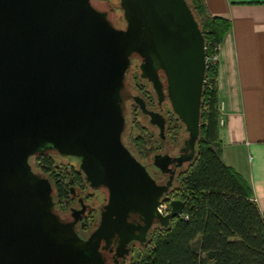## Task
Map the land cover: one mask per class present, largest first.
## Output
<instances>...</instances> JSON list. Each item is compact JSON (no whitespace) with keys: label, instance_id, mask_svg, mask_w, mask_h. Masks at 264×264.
Masks as SVG:
<instances>
[{"label":"water","instance_id":"obj_1","mask_svg":"<svg viewBox=\"0 0 264 264\" xmlns=\"http://www.w3.org/2000/svg\"><path fill=\"white\" fill-rule=\"evenodd\" d=\"M117 27L91 0H0V264H109L101 250L114 236L117 254L137 237L131 213L163 226L184 210L158 211L159 185L123 141V89L131 56L168 76L173 108L189 132L194 159L206 77V39L187 0H120ZM161 94V83L154 80ZM153 122L162 123L135 98ZM163 128V124H161ZM75 156L87 181L109 191L88 238L55 211L54 188L32 156ZM156 164L160 165L156 157ZM121 250V251H120Z\"/></svg>","mask_w":264,"mask_h":264},{"label":"trees","instance_id":"obj_2","mask_svg":"<svg viewBox=\"0 0 264 264\" xmlns=\"http://www.w3.org/2000/svg\"><path fill=\"white\" fill-rule=\"evenodd\" d=\"M187 2L207 45H220L231 27L229 20L211 14L205 0ZM207 75L213 81L211 88L203 89L196 155L181 176L176 194L185 202L188 218L177 216L156 229L129 264H264V212L251 184L222 158L218 68H209ZM136 146L146 152V138L137 137ZM47 152L31 159L36 158V170L52 182L54 200L65 205L68 167L59 166Z\"/></svg>","mask_w":264,"mask_h":264},{"label":"flooded vegetation","instance_id":"obj_3","mask_svg":"<svg viewBox=\"0 0 264 264\" xmlns=\"http://www.w3.org/2000/svg\"><path fill=\"white\" fill-rule=\"evenodd\" d=\"M116 26L124 28L118 25ZM143 63H145V58L140 54L134 53L131 56V66L126 75L123 92L128 87V75L132 67L135 66L136 73L135 76H133V88L135 93L132 94V98L135 102L133 125L135 127L140 126L139 116L145 117L148 125L146 128L143 127L142 129L146 138V152L141 153L134 145L125 143L124 134L126 129L123 134V141L137 159L146 166L155 181L159 185L168 186V190L160 197V202L169 201L171 212L172 201L181 199L179 196H176V194L179 193L177 189H179L180 178L185 174L193 160H187L186 158L192 153L191 150H185L189 132L185 123L173 108L168 76L165 69L155 63L143 69ZM154 80H158L161 83V94L155 88ZM136 97L142 98L146 104L147 110L157 114V118L160 119L162 123L153 122V117L141 109L140 105L135 100ZM161 124H163V128ZM50 152L58 153L65 158H75L79 161V167H75L76 170L71 171L70 180L68 181L70 189L65 199L66 204H62L58 199L55 204V211L60 215L63 221L75 222L76 230L86 239L100 224L101 214L108 202L109 191L105 187L94 188L89 184L85 173L80 168V160L77 157L64 156L55 150H51ZM156 157L162 167L156 164ZM90 200H92L93 203L90 202ZM60 204L62 206L61 209L59 207ZM67 208L70 209V214L64 212L68 210ZM128 222L135 229H129L127 233H133L137 238L131 240L122 250L124 253L123 256L117 254L121 244V238L118 235L113 237L112 242L106 248H104L106 242H101V250L109 264H129L131 257L134 256L136 251L139 252L142 248L147 246L153 232L163 226V224L158 221L148 223L136 213H131L129 215Z\"/></svg>","mask_w":264,"mask_h":264},{"label":"crops","instance_id":"obj_4","mask_svg":"<svg viewBox=\"0 0 264 264\" xmlns=\"http://www.w3.org/2000/svg\"><path fill=\"white\" fill-rule=\"evenodd\" d=\"M205 1L231 24L219 45L222 158L251 184L264 212V0Z\"/></svg>","mask_w":264,"mask_h":264},{"label":"rangeland","instance_id":"obj_5","mask_svg":"<svg viewBox=\"0 0 264 264\" xmlns=\"http://www.w3.org/2000/svg\"><path fill=\"white\" fill-rule=\"evenodd\" d=\"M91 1L95 5V7H97L99 10L107 12L109 18L112 20V22L115 25H118L121 27H126L127 23H126V20L124 17V11L120 5V0H91ZM135 73H136V68L134 66V67H132V69L128 75V80H127V86L128 87L123 92V98L125 99L124 100L125 115H126V119H127V126H126V132L124 134V141L128 145L132 144V145H134V147H137L136 146V138L137 137H142V138L145 137V133L143 132L142 128L143 127L146 128L148 124H147L144 116H139L140 126L135 127L133 125V117H134V112H135V102L132 98V94L135 93V90L133 88V85H134V81H133L134 77L133 76H135ZM47 153L50 154L55 159V161L57 162V164L59 166L68 167V172L70 173V175H69V180H70L71 171L73 170L72 167L74 166V168L75 167L78 168L79 167V161L75 158L62 157L58 153H55V152L48 151ZM35 160H36L35 157L32 158L31 164L35 167L34 171L38 173V171L36 170V166H35V163H36ZM55 193H56V191H55ZM90 202H92V200H90ZM59 207L61 209V207H62L61 204ZM64 212H66V214L67 213L70 214V209H68L67 211H64ZM137 254H138V251H136V253L134 254V257H137ZM129 263H130V261H129Z\"/></svg>","mask_w":264,"mask_h":264},{"label":"built area","instance_id":"obj_6","mask_svg":"<svg viewBox=\"0 0 264 264\" xmlns=\"http://www.w3.org/2000/svg\"><path fill=\"white\" fill-rule=\"evenodd\" d=\"M206 50H207V56H206V63H207V70H206V77L204 80V86L207 85L210 88L212 87V81L213 77L210 75H207L208 69H217L218 64H219V45L215 47H211L206 45ZM225 109V104L223 101L219 102V111H220V118H219V123L220 125L224 123V118H223V113ZM158 211L162 215H167L170 213V203L169 201H162L158 205ZM179 217L183 218H188V215L184 213V211L179 214Z\"/></svg>","mask_w":264,"mask_h":264}]
</instances>
